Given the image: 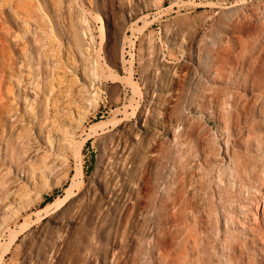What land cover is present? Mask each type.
I'll list each match as a JSON object with an SVG mask.
<instances>
[{
    "label": "rangeland",
    "instance_id": "obj_1",
    "mask_svg": "<svg viewBox=\"0 0 264 264\" xmlns=\"http://www.w3.org/2000/svg\"><path fill=\"white\" fill-rule=\"evenodd\" d=\"M263 188L264 0H0V264H263Z\"/></svg>",
    "mask_w": 264,
    "mask_h": 264
},
{
    "label": "bare ground",
    "instance_id": "obj_2",
    "mask_svg": "<svg viewBox=\"0 0 264 264\" xmlns=\"http://www.w3.org/2000/svg\"><path fill=\"white\" fill-rule=\"evenodd\" d=\"M176 5V4H175ZM174 6V5H173ZM198 6V5H197ZM256 6V5H255ZM241 8V7H240ZM216 10V9H215ZM244 10V9H243ZM251 10V9H250ZM229 12L231 10H228ZM258 11V10H257ZM245 12V11H243ZM245 14V13H244ZM240 15V14H239ZM232 35V34H231ZM194 52V51H193ZM206 65H211L212 64V60L210 59L209 56L206 57ZM193 66V65H192ZM195 67V66H194ZM197 68V67H196ZM195 68V69H196ZM209 71L212 72L215 76H222V73L220 72V70L218 69H214L212 66H210ZM213 76V75H212ZM203 78V77H202ZM210 80H214L213 78ZM215 81V80H214ZM236 82L240 83V88H245L246 84L248 82V80L243 76L240 79L236 78L235 80ZM215 82H221L220 80H216ZM207 83V80H206ZM228 83V82H227ZM208 84V83H207ZM215 84V83H214ZM224 84V83H223ZM229 84V83H228ZM212 86V85H211ZM213 87V86H212ZM236 90V89H235ZM234 91V90H233ZM242 93V92H241ZM246 93V92H245ZM249 95V94H248ZM221 97V96H220ZM249 99V98H248ZM217 117V115H216ZM226 138V137H225ZM221 149V148H220ZM231 154V153H230ZM220 156V155H219ZM227 161V160H226ZM225 161V162H226ZM218 164H223L221 162H219ZM215 172V171H214ZM260 173V172H259ZM200 174V173H199ZM221 174L226 176V181L228 183H239V186H241L240 184V180H239V176H238V172L237 169L235 167V163L233 161H230V164L228 165V167H223L221 170ZM196 178V177H195ZM214 181V180H213ZM202 185V183H201ZM244 187V186H243ZM213 188V186H212ZM264 190V188H263ZM214 191V190H213ZM202 192V191H201ZM264 194L263 192H260V196L254 198L252 200V205L249 209V219H248V224L246 225V227H248L250 230H254L255 227H259V221H261V224L264 223V198H263ZM170 197V195H169ZM219 199L221 200L222 197H219ZM200 201V200H199ZM214 201V200H213ZM213 201L209 202V205L211 207H213ZM215 205V204H214ZM214 208V207H213ZM225 208V207H224ZM200 209V208H199ZM229 209V208H228ZM232 210L229 209L225 211V213H223L222 215H219V213L217 212L216 207L214 209H210L209 212L207 213V219L210 220L211 224V230H216V235L219 237L220 236V230H219V218L222 217V219L224 220V229H223V233L227 234L229 231V217L228 215H230ZM232 216V214H231ZM169 217V216H168ZM247 217V216H246ZM232 219V218H230ZM247 219V218H246ZM222 222V221H221ZM233 223V222H232ZM223 228V227H222ZM249 233V232H248ZM223 238V237H222ZM221 238V239H222ZM224 242V241H223ZM224 248H227V245H223ZM259 262V261H258ZM264 264V263H263Z\"/></svg>",
    "mask_w": 264,
    "mask_h": 264
},
{
    "label": "trees",
    "instance_id": "obj_3",
    "mask_svg": "<svg viewBox=\"0 0 264 264\" xmlns=\"http://www.w3.org/2000/svg\"><path fill=\"white\" fill-rule=\"evenodd\" d=\"M49 200L51 201V198Z\"/></svg>",
    "mask_w": 264,
    "mask_h": 264
}]
</instances>
